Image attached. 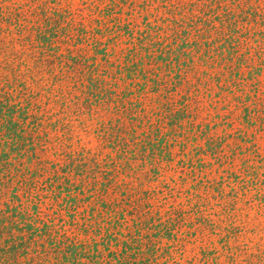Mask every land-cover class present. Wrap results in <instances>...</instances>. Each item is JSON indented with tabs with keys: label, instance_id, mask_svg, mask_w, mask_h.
I'll list each match as a JSON object with an SVG mask.
<instances>
[{
	"label": "trees",
	"instance_id": "trees-1",
	"mask_svg": "<svg viewBox=\"0 0 264 264\" xmlns=\"http://www.w3.org/2000/svg\"><path fill=\"white\" fill-rule=\"evenodd\" d=\"M62 19L13 22L32 31L33 59L60 85V110L22 97L10 80L24 71L0 59V264H165L148 231L171 234L172 218L140 211L139 195L174 154L165 129H182L174 146L185 129L209 128L187 84L203 50L199 30L175 19L160 35L137 39L135 28L117 39L122 22L108 41L106 25ZM157 39L166 45H147ZM80 132L93 134L95 150L79 144Z\"/></svg>",
	"mask_w": 264,
	"mask_h": 264
},
{
	"label": "rangeland",
	"instance_id": "rangeland-1",
	"mask_svg": "<svg viewBox=\"0 0 264 264\" xmlns=\"http://www.w3.org/2000/svg\"><path fill=\"white\" fill-rule=\"evenodd\" d=\"M0 7V59L24 71L15 78L12 72L10 82L48 113L63 106L60 85L44 79L46 61L33 59L38 49L29 43L32 31L13 25L22 17L106 25L108 41L122 22L129 26L117 39L135 28L137 39L160 35L175 19L199 30L196 42L203 50L187 84L195 85L190 99L209 128L185 129L183 142L174 146L182 129H165L174 154L161 161L159 175L142 183L138 209L150 205L172 218L171 234L148 231L163 251L161 263L264 264V0H0ZM84 38L78 41L88 53L90 37ZM159 40L165 44L157 39L147 45ZM92 135L79 133V144L91 151Z\"/></svg>",
	"mask_w": 264,
	"mask_h": 264
}]
</instances>
